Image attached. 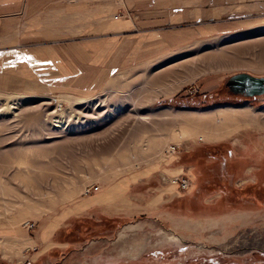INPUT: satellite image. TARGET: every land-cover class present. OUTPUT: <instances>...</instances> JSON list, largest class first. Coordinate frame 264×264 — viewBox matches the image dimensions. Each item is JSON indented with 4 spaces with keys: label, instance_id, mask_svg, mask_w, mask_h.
<instances>
[{
    "label": "rangeland",
    "instance_id": "rangeland-1",
    "mask_svg": "<svg viewBox=\"0 0 264 264\" xmlns=\"http://www.w3.org/2000/svg\"><path fill=\"white\" fill-rule=\"evenodd\" d=\"M0 1L27 33V1ZM114 2L80 3L71 40L52 9L47 41L0 34V264H264V126L188 121L264 113L227 85L264 77V0ZM108 24L111 54L79 57Z\"/></svg>",
    "mask_w": 264,
    "mask_h": 264
},
{
    "label": "crops",
    "instance_id": "crops-1",
    "mask_svg": "<svg viewBox=\"0 0 264 264\" xmlns=\"http://www.w3.org/2000/svg\"><path fill=\"white\" fill-rule=\"evenodd\" d=\"M15 1V0H13ZM26 8L24 10V19L26 20L25 27H27L28 32L24 33L23 35L17 38L16 36V25L19 22L20 17H18V12L20 11V7L13 5V8L9 9L7 13L3 10L0 13V34L2 35L3 32L8 33L7 40L12 42H16L17 40L23 41H47L50 39L49 36V26H48V16H49V9L55 10V15L57 20L62 19L61 22V31L60 33H56V31H51L50 33L53 35H58L56 37L60 41H67L71 40L68 39L66 36H70L72 34H78L79 30L77 28L79 25H87L90 26L89 20L84 22V20L89 19V17L95 18L94 12L89 10L81 9V6H78L80 3H85V0H79L77 4H70V0H26ZM2 2L0 1V9H3ZM49 4H55V7H49ZM95 20V19H94ZM89 22V23H88ZM58 23V24H59ZM119 26L127 25L124 21L115 22ZM57 24V25H58ZM95 23H93L94 27ZM111 27L112 24L106 25L103 30L104 38H107V41H102L104 44L103 49L99 48H88L87 50L83 49L82 52L84 54H80L79 57H88L91 58H103L108 56L110 53V49H107L108 45L111 44L112 36H111ZM90 29V27H89ZM108 33V34H106ZM25 36V37H24ZM111 36V37H110ZM73 40V39H72ZM108 42V43H106ZM111 54V53H110ZM92 66V65H91ZM66 72V71H65ZM91 207V206H90Z\"/></svg>",
    "mask_w": 264,
    "mask_h": 264
},
{
    "label": "bare ground",
    "instance_id": "bare-ground-1",
    "mask_svg": "<svg viewBox=\"0 0 264 264\" xmlns=\"http://www.w3.org/2000/svg\"><path fill=\"white\" fill-rule=\"evenodd\" d=\"M109 1V0H108ZM116 17V18H115ZM115 19H118L117 16H114ZM220 57V56H219ZM218 57V58H219ZM220 59V58H219ZM237 59V58H236ZM233 60V59H232ZM239 61V59H238ZM222 62V61H221ZM224 62V61H223ZM240 62V61H239ZM237 62V63H239ZM225 63V62H224ZM230 64V62H227ZM236 62L231 61V64L232 66H236L237 65ZM246 64V63H245ZM226 65V64H225ZM247 65V64H246ZM221 66V64H220ZM242 66V62H241V65ZM238 66V67H240ZM244 66V65H243ZM228 67V66H227ZM230 67V65H229ZM254 67V66H253ZM245 68V67H244ZM257 68V67H256ZM263 68V67H262ZM222 69V68H221ZM252 69V68H251ZM264 70V69H263ZM174 73V71H172ZM171 71H167L166 73H163L162 75H159L158 77H154L152 78L153 82L151 84V86H155L156 84H161V83H167L168 81V78L169 75H171L172 73ZM175 75V74H174ZM171 79V78H170ZM169 79V80H170ZM159 86V85H158ZM233 91V90H232ZM264 95V94H263ZM262 96V95H260ZM243 97V95H242ZM246 97V96H244ZM254 97H259V96H254ZM247 98V97H246ZM248 98H253V97H248ZM18 105V104H16ZM12 107V106H11ZM11 109H14L16 110V108L12 107ZM227 110H230V111H225V112H222V113H212L214 114L213 116H207V117H200V118H197V119H193V118H189V123L192 124L193 126L198 123V128L201 127L202 129V133L201 134H204V135H198V138H202V139H206V138H220V137H223L222 136V133L224 132H229L230 129H232V127H235L236 125H241V124H244V125H253L254 126H259V127H263L264 126V113H260L261 116L260 117H253L254 115H251V113H253L254 111L246 106L245 108L243 107H240L239 109H232V108H229ZM1 111V110H0ZM219 111H222V110H219ZM264 112V109L262 110ZM218 112V111H216ZM216 116V117H215ZM214 117V119H213ZM218 117V118H217ZM187 121V120H186ZM53 123H55V127H60V124L61 122L58 121V120H55ZM242 126V125H241ZM240 126V127H241ZM238 128V127H237ZM207 134V135H206ZM206 135V136H205ZM158 143L160 144V142L158 141ZM174 152H175V148L172 149ZM172 152V153H174ZM171 153V154H172ZM181 178V177H180ZM180 178H176L175 180H173L172 182L174 184H177V180L180 179ZM178 185V184H177ZM179 186V185H178ZM88 193H90V191H88ZM129 256V255H128Z\"/></svg>",
    "mask_w": 264,
    "mask_h": 264
},
{
    "label": "water",
    "instance_id": "water-1",
    "mask_svg": "<svg viewBox=\"0 0 264 264\" xmlns=\"http://www.w3.org/2000/svg\"><path fill=\"white\" fill-rule=\"evenodd\" d=\"M227 85L235 94H241L247 98L264 94V77L258 78L241 73L231 77Z\"/></svg>",
    "mask_w": 264,
    "mask_h": 264
},
{
    "label": "built area",
    "instance_id": "built-area-1",
    "mask_svg": "<svg viewBox=\"0 0 264 264\" xmlns=\"http://www.w3.org/2000/svg\"><path fill=\"white\" fill-rule=\"evenodd\" d=\"M104 1H108V0H104ZM117 1L120 2V3H124V0H115L114 4L117 7L120 6V4L117 3ZM177 184L179 185V188L182 191H186L190 187L191 182L188 179H186L184 177H181L180 179L177 180ZM94 191H98V188H95Z\"/></svg>",
    "mask_w": 264,
    "mask_h": 264
},
{
    "label": "flooded vegetation",
    "instance_id": "flooded-vegetation-1",
    "mask_svg": "<svg viewBox=\"0 0 264 264\" xmlns=\"http://www.w3.org/2000/svg\"><path fill=\"white\" fill-rule=\"evenodd\" d=\"M229 90V92L232 94V96H234V97H241V98H243V99H246V97H242V95L241 94H235L231 89H228Z\"/></svg>",
    "mask_w": 264,
    "mask_h": 264
}]
</instances>
